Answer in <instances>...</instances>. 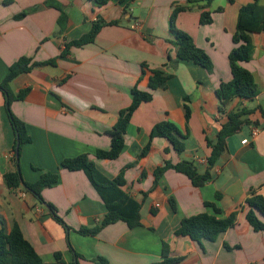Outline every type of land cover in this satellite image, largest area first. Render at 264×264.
I'll list each match as a JSON object with an SVG mask.
<instances>
[{
  "label": "crops",
  "instance_id": "1",
  "mask_svg": "<svg viewBox=\"0 0 264 264\" xmlns=\"http://www.w3.org/2000/svg\"><path fill=\"white\" fill-rule=\"evenodd\" d=\"M187 1L112 0L98 7L89 0H14L9 5L0 0V83L21 57L39 63L56 60V65L36 67L11 83L14 95L30 89L26 99L14 101L11 109L26 124L32 140L22 148V178L36 183L43 173L59 174V182L44 189L42 196L57 208L68 228L24 186L16 190L7 186L5 175L17 171L16 137L8 118L7 98L0 91V219L8 232L14 224L19 226L43 264H56L57 253L67 264L76 260V254L81 256L80 264H96L99 257L108 264H155L162 261L164 243L169 245L172 258L182 259L179 264L264 263V233L256 232L246 218V200L252 190L264 196V116L259 109L249 116L250 124L227 140L226 150L211 169L212 179L204 186H194L186 175L172 169L157 186L154 176L166 161H192L204 173L212 154L208 143L216 139L228 113L246 106L264 108V32L253 34V60L243 63L260 86L258 97L254 102L236 99L222 114L216 95L220 84L233 78L229 64L235 48L233 35L240 9L251 0H235L233 4L214 0L209 9L213 18L210 25L200 24L203 11L199 8L178 15L177 27L208 53L213 71L191 61L165 68L174 77L134 113L120 157H96L98 150L110 149L108 132L120 112L130 106L132 89L136 85L148 89L149 74L139 81L143 65L149 70L161 69L169 56L176 59V49L167 41L171 37L170 19L174 7ZM260 3L264 5V0ZM219 8L224 10L219 12ZM22 13L27 15L18 19ZM99 19L120 23L104 26L93 43L72 47L62 57L66 44L89 33ZM186 98L192 111L189 125ZM162 121L176 124L182 135L189 127L185 152L178 154L167 139L155 138L149 154L138 160L153 127ZM256 128L259 134L252 137ZM246 139L249 143L243 144ZM85 154L110 179L125 170L123 191L142 206L140 227L130 229L120 221L97 236L76 232L82 227L94 228L107 214L86 174L61 168L65 159ZM206 202L217 205L220 217L237 211L236 225L215 242L204 241L203 246L190 237L176 236L184 217L213 213ZM259 216L264 222V216Z\"/></svg>",
  "mask_w": 264,
  "mask_h": 264
},
{
  "label": "trees",
  "instance_id": "2",
  "mask_svg": "<svg viewBox=\"0 0 264 264\" xmlns=\"http://www.w3.org/2000/svg\"><path fill=\"white\" fill-rule=\"evenodd\" d=\"M14 0H4L5 5L12 4ZM98 7L106 6L112 0H89ZM214 0H188L186 4H177L174 7L170 19V35L167 41L176 49V59L169 56L168 63L164 68L149 70L146 65H143V74L139 81L149 74L148 89L141 90L138 85L132 89V102L130 106L121 111L118 121L114 128L108 132L111 138V146L108 150H98L96 157L102 160H116L120 157L125 148V135L131 123L134 113L143 103H149L153 99V92L160 87L165 86L174 75L169 73L165 68L177 64L182 61L194 62L197 65L205 68L208 72H212L214 65L212 59L206 51L199 48L194 39L186 32L177 27V18L180 13L192 11L194 8L202 10L200 24L210 25L213 23L212 12L209 9ZM233 4L235 0H228ZM224 9L219 8L222 12ZM27 13H22L17 18H23ZM63 18V14L61 16ZM60 18V19H61ZM62 20V19H61ZM61 23V21H60ZM120 22L114 21L111 23L104 22L99 19L93 24L89 33L85 34L79 40L66 44L61 56L65 57L70 53L72 47H83L93 43L99 35L101 29L106 25H118ZM264 32V5L260 0H251L250 3L244 5L238 15L236 32L233 35V43L235 48L229 55V64L232 72V80L222 82L216 91L220 106L219 111L222 114L227 112L229 105L236 99L248 100L254 102L260 94V86L257 83L254 74L243 66V63H248L253 60L255 46L253 43V34ZM56 65V60L46 62H34L32 58L21 57L9 70L8 75L0 83V91L7 98V113L12 129L16 137L14 146V161L17 164L16 151L17 142H20V156L24 145L32 142L28 134L26 124L20 120L12 112L11 106L14 101H23L26 99L30 89L20 91L17 95L11 92V83L20 75L30 73L36 67ZM186 98L185 118L189 125L192 111L187 103ZM259 109L264 116V108L249 107L238 109L235 112L228 113V121L221 127L215 140L209 141V146L212 148L211 157L208 160V169L201 173L195 162L182 161L173 164L166 161L161 167L155 171V186L159 184L160 179L168 170H175L178 173L186 175L196 187H202L212 179L211 169L218 163L223 152L227 147V140L239 133L245 125L250 124L249 116ZM190 136L189 127H186V134L182 135L178 126L169 121L157 123L150 134V141L138 156V160L145 158L152 147V141L155 138L167 139L173 149L178 154H183L186 150V140ZM131 166V165H130ZM61 168L70 171H83L89 181L97 191L99 196L105 203L107 214L103 220L94 228H80L76 232L82 236H97L104 228L117 222H125L130 229L140 227L142 225V206L135 199L130 197L123 191L126 185L125 170L114 179L105 176L97 167L96 164L89 159L88 155H80L74 158L65 159L61 163ZM35 171L39 169L33 168ZM146 177V173H143ZM60 176L58 173H43L36 183L22 182L18 171L10 172L5 175L7 186L11 190H16L24 186L25 190L34 194L38 200L48 206L52 217L65 228L67 224L58 214L57 208L46 202L43 199L42 192L46 188H51L59 182ZM220 194H217V199H220ZM172 209L177 212L178 207L173 198L170 199ZM249 211L246 215L248 223L256 232L264 233V222L259 215L264 216V196L259 194L257 190H252L250 197L246 200ZM206 208H211L213 213L204 212L191 217H184L181 220L179 229L176 231V236L190 237L193 241L203 246L204 241L215 242L223 233L233 228L237 222L238 212H233L227 217H220L222 211L214 203H205ZM76 260L71 264H80L81 256L76 254ZM56 264H67L64 262L62 255H55ZM96 264H108L103 258L94 260ZM181 258H172L170 255V247L164 243L162 252V261L155 264H179ZM0 264H43V260L35 248L25 239L21 229L17 224H14L12 230L8 232L5 228V223L0 219ZM264 264V263H263Z\"/></svg>",
  "mask_w": 264,
  "mask_h": 264
},
{
  "label": "water",
  "instance_id": "3",
  "mask_svg": "<svg viewBox=\"0 0 264 264\" xmlns=\"http://www.w3.org/2000/svg\"><path fill=\"white\" fill-rule=\"evenodd\" d=\"M19 147H20V142L18 141L17 142V151H16V159H17V171L19 173V176L22 180V182H24L23 178H22V174H21V167H20V150H19Z\"/></svg>",
  "mask_w": 264,
  "mask_h": 264
},
{
  "label": "built area",
  "instance_id": "4",
  "mask_svg": "<svg viewBox=\"0 0 264 264\" xmlns=\"http://www.w3.org/2000/svg\"><path fill=\"white\" fill-rule=\"evenodd\" d=\"M259 131L260 130L258 128L253 129L252 132H251V136L252 137H257L258 134H259ZM248 143H249V140L248 139H246V140L243 141V144H248ZM202 163H206V161H203Z\"/></svg>",
  "mask_w": 264,
  "mask_h": 264
},
{
  "label": "rangeland",
  "instance_id": "5",
  "mask_svg": "<svg viewBox=\"0 0 264 264\" xmlns=\"http://www.w3.org/2000/svg\"><path fill=\"white\" fill-rule=\"evenodd\" d=\"M21 174H22V172H21Z\"/></svg>",
  "mask_w": 264,
  "mask_h": 264
}]
</instances>
